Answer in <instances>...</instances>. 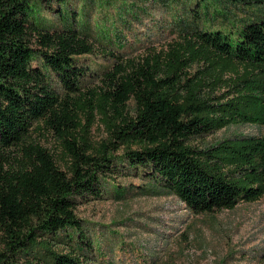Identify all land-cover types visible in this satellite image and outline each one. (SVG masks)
Segmentation results:
<instances>
[{"label":"trees","instance_id":"1","mask_svg":"<svg viewBox=\"0 0 264 264\" xmlns=\"http://www.w3.org/2000/svg\"><path fill=\"white\" fill-rule=\"evenodd\" d=\"M227 2L258 13L214 29L210 9L227 16ZM262 5L196 0L177 39L135 54L100 36L75 0H0V264H96L76 209L119 172L149 174L196 214L260 199L264 135L195 140L264 126L262 86L252 83L264 64ZM87 54L108 62L93 71L78 63ZM97 118L107 136L96 142Z\"/></svg>","mask_w":264,"mask_h":264},{"label":"rangeland","instance_id":"2","mask_svg":"<svg viewBox=\"0 0 264 264\" xmlns=\"http://www.w3.org/2000/svg\"><path fill=\"white\" fill-rule=\"evenodd\" d=\"M75 3L82 14L83 10L88 14L85 20L100 36L106 34L114 43L126 42L129 48H134L131 52L138 54L147 43L160 47L177 39L183 25L192 22L196 0H75ZM221 6L227 16H213L210 9L214 29L236 30L244 19L258 13L229 2ZM259 8L264 14V5ZM107 62L97 55L78 57L79 64L93 71ZM252 79V83L262 86L264 95V64L254 70ZM100 85L97 78L88 81L84 90ZM44 135L43 143L56 150L55 137L46 130ZM241 135L263 136L264 126L231 125L195 141L214 143ZM106 136L97 118L91 137L97 142ZM111 178L103 180L107 188L102 197L89 198L76 209L97 246L91 253L93 263L264 264V194L256 201H240L234 208L196 214L175 194L156 187L158 182L149 174L119 172ZM117 187L120 197L115 193Z\"/></svg>","mask_w":264,"mask_h":264}]
</instances>
